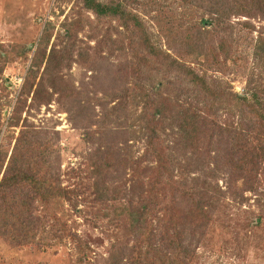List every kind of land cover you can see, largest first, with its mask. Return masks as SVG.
Instances as JSON below:
<instances>
[{"label": "rangeland", "instance_id": "rangeland-1", "mask_svg": "<svg viewBox=\"0 0 264 264\" xmlns=\"http://www.w3.org/2000/svg\"><path fill=\"white\" fill-rule=\"evenodd\" d=\"M121 1L140 16L158 49L192 65L227 95L213 108L200 104L180 88L179 73L165 64L170 60L144 48L138 28L131 31L118 20L100 18L79 0H0V177L18 144L22 150L33 146L39 155L45 149L49 175L72 197L46 210L28 187L9 190L14 218L0 230V264H129L140 238L128 222L126 209L131 204L155 206L150 220L158 226L165 219L169 233L164 236L173 232L168 220L174 209L181 219L194 222L198 229L190 264H264V161L244 174L223 163L235 157L242 140L239 133L254 146L264 141V132H257L253 118L238 111L229 95L264 86V57L255 52L257 38H264V6L218 24L217 15L205 6H186L183 0ZM189 33L215 55L187 61ZM53 51L62 61L55 63L65 87L52 92L44 64L36 87L51 96L47 104L44 97L28 93L26 78L34 57ZM139 56L147 63L141 65ZM154 86L164 94L155 144L164 159V177L172 176L161 187L152 185L160 164L143 121L142 94ZM201 108L206 126L201 137H210L212 131L215 137L194 143L185 137L177 118L180 110L191 115ZM12 116L20 119L18 126H11ZM22 131L28 137L25 142L20 141ZM109 147L116 152V166L106 183L110 190L123 189L118 199L111 191L99 194L95 187L93 164ZM24 157L23 153V160L35 161L29 154ZM191 187L202 192L203 204H211L208 223L192 219L191 203L180 193ZM22 201L31 204L30 210ZM3 204L0 195V219L5 217ZM16 226L22 232L14 240ZM144 246L141 240L139 248Z\"/></svg>", "mask_w": 264, "mask_h": 264}, {"label": "trees", "instance_id": "trees-1", "mask_svg": "<svg viewBox=\"0 0 264 264\" xmlns=\"http://www.w3.org/2000/svg\"><path fill=\"white\" fill-rule=\"evenodd\" d=\"M79 2H81L87 10L92 11L100 18H111L114 21L118 20L122 26L131 29V31H133L135 27L138 28V31L141 33V40L144 48L152 55L162 57L165 61L166 59L170 60L169 62H165V64H167L168 69L175 70L179 73L181 78H179L178 85L182 83L180 88L186 94L189 93L195 95L196 100L200 104H207L210 105L209 107L213 108V103L220 102L221 98L227 95L225 89L217 85L216 82L211 83L207 76L200 74L192 65L186 64V62H181L164 50L158 49L153 43L146 26L140 20V16L126 9L124 1L79 0ZM183 5H196L197 7L205 6L211 14L217 15L215 20L219 24L224 23L232 15H252L253 10H258L260 6H264V0H183ZM204 21H206L205 18L203 19V22ZM246 26L249 27V24H246ZM69 31L73 30L70 28ZM198 31L200 36L205 38L206 35L204 34V30L199 28ZM185 46V58L187 61H191L190 63H194L203 58H209L211 54L213 56L215 55L214 52H208L207 49L204 48V42L202 39L195 35H191L190 33L185 36ZM222 47L224 46L222 45ZM55 52L56 51H53L49 56L46 53H39L36 55L26 78V86L29 88L28 93H33L34 97H44L47 104L52 101L51 96L44 94V90L41 91V86L36 87L37 74L44 64H46L44 71L48 75L52 92L57 93L65 87L59 73L60 65L55 63L62 61L56 60ZM255 52L257 55L264 57V38L262 36L257 38ZM138 58L142 61L140 62L141 65L145 64L147 61L144 57L140 58L139 56ZM140 70L141 69H139V71ZM154 88L155 89H150L148 92L142 94L145 99L144 102L146 103L144 106L145 113L143 121L149 132L148 144L158 156V162L160 164V173L153 179L152 185L155 186L158 184V186L161 187L166 183H169V181L172 180V176L164 177L162 172V169L165 168L163 164L164 159H162V156L157 153V147L155 144L156 139L159 137L158 125L161 122V112L163 111L161 106L163 105L164 94L157 90L158 87L154 86ZM229 95L238 103V111L243 115H249V117L253 118L256 122L255 129H257V132H264L263 83L251 87L248 92H231ZM155 106L157 107V111H154ZM177 119L178 126L181 127V130L188 141L194 140V143H198L203 139L206 140L209 138L213 140L215 137L213 131L210 133V137H201L206 133L205 117L202 108L196 109L191 115H189L188 111L180 110ZM19 122L20 119L17 121V118L14 116L10 118L11 126H18ZM175 125H177V123ZM171 126L173 127L174 124ZM238 135L242 138L237 147L239 151H236L234 158L232 157L229 160L227 158L223 163L225 166L231 167L234 171L244 174L249 170L255 169L259 162L264 161V141L260 146H254L242 132ZM27 139L28 137L25 134V131H22L20 141L25 142ZM20 146L21 143L17 145L18 149L14 151L9 164L5 169L4 175L0 177V195H2L4 200L3 209H5V217L0 219V230L7 229L8 224L14 218L12 215L13 210L10 204V199L7 195V192L11 189L28 187L46 210H49L51 204L59 199L71 200L72 198L70 191L58 185V183L53 180L52 176L49 175L48 167L45 162V149H42L39 155L37 149L33 146L24 150H22V147L20 148ZM23 153L25 154V157L27 154L31 157L33 156L35 161L30 163L23 160ZM115 154L116 152L113 151V148L109 147L104 154H100L102 157L99 156L93 164L94 171L98 175L95 183L97 192L99 194H107V191H111L115 193L114 199L117 198L119 193L123 192V189L120 187H114L110 190L106 183L107 174H109V171L116 166ZM237 155H239V157H237ZM180 189L183 188H178V191ZM191 189L192 190L190 191L185 189V191L182 190L179 192L183 193L191 203L190 214L195 217L192 219L200 218L205 223H208L212 214V210L210 209L211 204L209 202L208 204H203V202L199 200V197L200 199L201 197L203 198L202 192L195 190V187H191ZM150 193L153 194V189H151ZM22 204L26 209L30 210L31 204L29 202L22 201ZM126 210L131 230L134 232L135 236L140 237L137 238L136 243L133 246L134 250L130 253L129 264H190V262L194 260L192 246L195 243L198 229L196 225H193L194 222L190 224L188 223V219H181L177 210L174 209L173 212L175 211V215L168 220L172 223L173 232L170 235L167 234L164 236V234L169 233L165 219H163L158 226H155L150 220V215L155 212V206L150 208L149 204L147 206L145 204L141 206H134L131 204ZM180 223L182 224L181 228L179 227ZM189 226L191 227L189 230V233L192 236L191 240H189V233L186 232V228ZM16 228L17 231L13 230L11 233L14 240L19 239L18 237L22 232L18 226H16ZM63 231L68 232L66 227H64ZM30 232L31 231L29 230V233ZM3 234H5V232H3ZM73 235L74 234H71V236ZM141 240L146 244L144 249L139 248ZM61 241H63L62 238Z\"/></svg>", "mask_w": 264, "mask_h": 264}]
</instances>
